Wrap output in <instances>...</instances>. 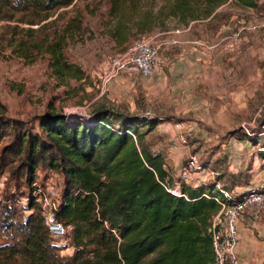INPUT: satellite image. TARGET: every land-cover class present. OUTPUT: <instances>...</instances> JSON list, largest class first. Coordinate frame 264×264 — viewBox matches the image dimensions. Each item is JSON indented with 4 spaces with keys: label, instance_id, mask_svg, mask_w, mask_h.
<instances>
[{
    "label": "trees",
    "instance_id": "obj_1",
    "mask_svg": "<svg viewBox=\"0 0 264 264\" xmlns=\"http://www.w3.org/2000/svg\"><path fill=\"white\" fill-rule=\"evenodd\" d=\"M74 1L87 0H0L1 55L30 64L46 56L54 79L80 81L82 70L64 50L86 31L81 11L91 17L103 4L104 34L128 46L155 32L229 20L231 14L219 17L221 8H260L258 0H89L81 8ZM35 121L40 134L0 120V140H7L0 166L17 162L11 174L28 187L32 211L21 217L12 201H0V264H214L207 230L218 206L203 197L212 186L180 183L179 196L166 191L164 182H172L163 158L150 152L142 132L154 130L157 119L102 107L86 118L46 111ZM39 167L61 177L55 218L73 248L68 258L59 256L31 198Z\"/></svg>",
    "mask_w": 264,
    "mask_h": 264
},
{
    "label": "rangeland",
    "instance_id": "obj_2",
    "mask_svg": "<svg viewBox=\"0 0 264 264\" xmlns=\"http://www.w3.org/2000/svg\"><path fill=\"white\" fill-rule=\"evenodd\" d=\"M89 2L74 1L79 8ZM258 2L257 11L221 8L219 17L231 14L229 20L198 23L180 35L169 29L144 36L158 47L153 75L140 83L136 74L123 73L104 87L109 60L129 45L116 46L104 34L103 4L91 17L81 11L86 31L66 46L64 54L82 70L83 79H54L46 56L30 64L0 52V120H17L32 134H40L35 119L46 111L86 118L104 107L147 115L159 125L151 132L142 129L145 141L151 153L163 158L170 182H177L178 169L194 156L207 175L192 172V181L212 186L213 194L207 196L221 199L217 189L237 195L264 164V0ZM187 133L186 144H181L180 137ZM6 144V139L0 140V157ZM6 163L0 166V201H12L19 216L26 217L32 212L26 209L28 187L11 174L17 162ZM60 185L57 173L39 167L31 188L58 200ZM53 242L61 249L59 256L72 255L67 239Z\"/></svg>",
    "mask_w": 264,
    "mask_h": 264
},
{
    "label": "built area",
    "instance_id": "obj_3",
    "mask_svg": "<svg viewBox=\"0 0 264 264\" xmlns=\"http://www.w3.org/2000/svg\"><path fill=\"white\" fill-rule=\"evenodd\" d=\"M181 32V30H173L171 34L179 35ZM172 43L175 42L173 41ZM157 62L158 47L143 36L131 42L125 53L109 60L107 73L102 78V87L123 73H132L141 79H148L153 75ZM142 117L147 118V115ZM175 127L177 128L178 126ZM189 136V133L184 136L182 135L180 137V143L186 144ZM192 172H198L204 177L207 175L206 170L197 165L194 156L189 157L178 169L176 175L177 182L170 185L165 181L163 184L164 188L170 194L179 196L180 183H184L191 188L197 187L200 184H195L192 181ZM217 190L221 195V199L203 195L204 198L212 199L219 208L213 216L210 227L207 230L213 263L238 264L237 249L239 246V237L236 222L243 215L247 216L251 222H254L264 212V182L237 195L225 192L222 189ZM39 191L40 189L33 187L31 198L34 204L43 210L44 226L54 240H62L65 230H63V226L55 218L58 200H52L48 198V194ZM50 195L56 196L52 190L50 191Z\"/></svg>",
    "mask_w": 264,
    "mask_h": 264
},
{
    "label": "crops",
    "instance_id": "obj_4",
    "mask_svg": "<svg viewBox=\"0 0 264 264\" xmlns=\"http://www.w3.org/2000/svg\"><path fill=\"white\" fill-rule=\"evenodd\" d=\"M139 80L140 83L145 82L141 78ZM252 177L253 180L249 182V185L242 187L240 193L264 182V164ZM236 229L239 237L238 264H264V212L254 222L245 215L241 216L236 222Z\"/></svg>",
    "mask_w": 264,
    "mask_h": 264
}]
</instances>
